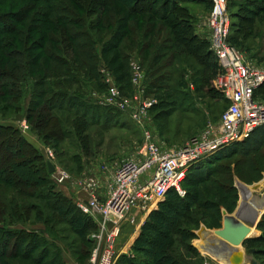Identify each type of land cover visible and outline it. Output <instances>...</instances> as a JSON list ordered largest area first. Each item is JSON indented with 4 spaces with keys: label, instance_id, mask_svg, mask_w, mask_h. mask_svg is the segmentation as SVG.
Masks as SVG:
<instances>
[{
    "label": "trees",
    "instance_id": "16d2710c",
    "mask_svg": "<svg viewBox=\"0 0 264 264\" xmlns=\"http://www.w3.org/2000/svg\"><path fill=\"white\" fill-rule=\"evenodd\" d=\"M59 1L60 3H56V0H0V111L3 116L11 110L26 112L25 117L31 130L46 142L56 141L60 132L71 133L66 124L70 122L75 123L74 127L78 130L92 124H100L103 129L109 127L116 117L114 108L98 105L93 97L92 101L89 100V91L86 89L93 86L94 92L109 90L101 73V68H107L122 92H127L128 95L129 91L126 89L132 90L130 61L133 56L141 59L142 67L151 70L148 78L145 77L146 81H150L149 92L164 93L170 99L169 106L172 105L173 108L178 102L183 105L185 99L192 97L190 94L184 99L179 98L188 82L184 79L188 65L182 70L181 61L192 54L188 47L191 43L206 47V58L199 57L203 67L195 73L197 92L211 96L218 93L229 103L213 84L220 69L218 59L211 50V44L196 34L192 17L182 16L181 11L184 9L178 6L181 0L160 2V9L153 12L154 15L149 18L147 27L142 31H136V27L130 28L132 23L129 20L133 13L128 11L121 15L122 9L116 2L129 4L144 0ZM259 2L260 0L249 3L251 6H258L256 9H242L256 17L264 12V7H260ZM262 3L264 4V0ZM144 11L134 14L140 16ZM31 12H34L33 15ZM236 17L241 19L237 24V31L241 35L248 32L249 35L252 34V17L250 19L243 14H237ZM27 19L31 20L29 25L26 23ZM155 21L162 23L157 26ZM136 24L134 22L133 25ZM166 25L181 28L180 33L191 31L190 36L179 37L177 31L164 35L167 31L162 30ZM231 44L237 46L233 42ZM187 62L189 64L190 60ZM30 78L32 83H29ZM30 84L33 89L28 98ZM160 104H155L153 110L164 107ZM55 112L60 113V116L55 115ZM157 116L161 118V113ZM5 134L8 137L6 142L14 141L22 146L10 152V155L18 151L23 152L21 155L28 153L31 157L26 158V162L42 174L37 178L31 176L38 179L37 183L19 179V183L23 182L33 188L24 190L10 181L4 163L2 166L0 162V264H67L63 259L62 249L56 243V225L61 221L76 234L74 245L83 246L79 251L78 248L74 250V254L85 257L89 255L92 250H89L88 244L91 241L87 239V235L95 229V221L72 199L56 190L49 172V161L25 137L21 129L14 125L0 124V136ZM91 146L92 144L85 142L82 148L90 154ZM262 150L264 125L245 141L237 142L209 160L193 166L183 187L193 185L189 182L200 177L209 179V174L215 170L207 167L208 164L229 158L233 153L249 156ZM261 165L256 164L260 178L251 183L262 179L264 170ZM231 178L229 176L228 179L230 189L221 183L220 188H224L225 192L216 190L214 200H210L209 204H201L200 197L196 194L186 191V195L182 196L176 189L170 190L160 208L143 225L142 233L133 246V254L122 255L117 264H204L205 257L193 243L197 238L196 230L203 222L208 227L220 228L223 209L230 213L235 211L239 192ZM171 195L175 196L172 203L183 202L189 195L191 200L184 201V206L179 208L169 202ZM35 199L40 202L36 203L33 201ZM55 201L60 205L57 206ZM166 207L169 213L166 212ZM30 221L33 224L44 221L47 230L39 232L35 228H29L27 223ZM190 224L196 226L193 228ZM198 224L200 225L197 226ZM258 228L263 233L246 240L244 244L249 248L255 247V254L262 255L264 252L255 245L264 242V215ZM19 243L25 244L28 252L38 250L40 254L32 256L24 253L21 256L17 252L21 246ZM10 244L14 245V250L9 252L7 248ZM258 264H264V261H259Z\"/></svg>",
    "mask_w": 264,
    "mask_h": 264
},
{
    "label": "rangeland",
    "instance_id": "374dc122",
    "mask_svg": "<svg viewBox=\"0 0 264 264\" xmlns=\"http://www.w3.org/2000/svg\"><path fill=\"white\" fill-rule=\"evenodd\" d=\"M152 1L144 0L141 3L133 1L129 2V4H125L119 1L116 3L122 9L121 15L128 11L133 13L129 20L130 24L132 23L130 25V28L133 29L136 27V31H142L145 30V28L147 27L149 23V18L154 15L153 12H155L157 9H160V2L164 0H156V4L155 0ZM251 1L257 0H229V11L232 15L231 39H229V41L230 43L233 42L237 46H239L238 48L243 52L246 60L249 63H252L257 67L264 69V12H260L261 14L254 17L251 14L247 13V11L242 9V7H248L249 9L258 8V6H251V4H249ZM262 2L263 0H260L259 5L263 8L264 4ZM56 3H60V1L56 0ZM116 3L114 6H116ZM178 6L179 8L184 9V11L182 10L183 12L181 11L182 16L186 15L192 17L193 23L196 27V34L202 40L208 41L210 43V29L207 26V20L213 9V4L211 0H181ZM141 10H145V13H143V15L141 14L140 16H138L137 14H134L138 13ZM31 13L33 15L34 12ZM237 14L246 15L250 17V19L252 17V20L254 21L251 28L252 34L249 35L248 32L246 33V35H241V33L237 31V24L241 22V19L239 17H236ZM30 21V19H27V25L30 24ZM134 22H137V24L133 25ZM154 23L159 26L162 22L155 21ZM172 27L170 28V26L166 25L162 30L167 31L164 33V35H167L170 31H177V35L179 37L190 36L191 31L186 30L180 33L179 31H182L181 28H178L176 26H174L173 28ZM157 31L159 30L157 29ZM188 47L192 50V54L188 58H186L185 61H181L182 63L180 67L183 70V67L188 65L186 69V75L184 76V79L188 80V82L187 84L185 82L186 85L182 89V94L179 96V98L184 99L186 95L187 97H189L190 94H192V97L190 96V98H188L190 101L188 99H185L183 105L181 102H178L176 103L175 108H173L172 105L169 106L168 100L170 99L166 98L164 93L159 94V92H149L150 81H148V79L147 81L144 79L141 87H143L145 91L143 93V96L141 95V97H139V100L141 101L137 103L135 101L133 105V108L135 110H140L138 120L131 117L127 111L114 108L113 111L116 112V117L113 118L110 123V126L106 129H103L100 124H92L88 125L83 130H78L74 127L75 123H66L71 133L68 134L60 132L56 141L51 140V143L46 142L44 138L40 137L38 134H36V132L31 130V125L28 119H26L25 117L26 112L23 113V110L19 112L11 110L9 112H6L5 116H3V112L0 111V124L14 125L15 127L21 129L25 137L29 139V141L39 149V151L45 156L47 161L52 162L55 167L58 168L59 171L65 172L70 175L69 180H66L63 183H58L54 178L56 170L55 172L50 173L51 179L55 184L56 190L60 191L63 195L72 199L78 205V202L80 200H88V198L90 197L91 192L93 190V186H91L89 183L92 179H94L95 181L97 180L99 182L98 179L101 178L100 185L104 186L105 183L102 180V177L104 176V174L112 176V173L114 172L112 171L111 167L113 165H115L116 163H120L123 160L140 155V149L146 142L148 134L151 135L153 140H155L162 148L166 150H176L187 145L193 137L200 135L210 125L215 126L220 124L222 115L227 110L229 103H226V100L222 98L218 93H215L211 96L197 92V75H195V73H197L203 67L202 62L199 61V57L204 56V58H206V47H201V45L199 46V44L197 43H191V46ZM98 48H100V46H98ZM187 60H190L189 64ZM133 63L141 65V59L138 56H133L131 58L130 88H132V90L129 88L126 89L127 91H129L128 95L126 94L127 92H122L121 88L117 85L114 76V79H112L113 83L116 84V86L119 88L124 97L131 100L134 99V96L138 92V87L133 81ZM141 68L145 77L147 76L148 78L149 72L151 70L148 69V67L141 66ZM103 69H105L106 71L108 70L107 68H101V73ZM102 76L104 77V75ZM31 81L32 80L30 78L29 83H32ZM87 83L90 82L87 81ZM213 84L215 86L214 80ZM30 85L31 87L30 90H28V98L31 95L30 91L33 89L32 84ZM92 87L86 89V91H89V93L87 94L89 100L92 101V97L95 98V96L108 98V90L106 91V89H103V91L94 92ZM215 88L220 91L216 86ZM255 97L259 100H264V85L257 90ZM23 101L24 99L22 98V103ZM151 101H157L159 105H161L160 103H162L164 107L161 109L153 110L154 106H151L145 111L141 110V108L145 109L144 104L146 102L148 103ZM160 113L162 119L158 118L157 116ZM162 113H168L169 115H163ZM54 114L60 116V113L55 112ZM74 119L77 120L78 118ZM89 135H91L90 139L87 140ZM7 138L8 137L6 134L0 136V162H2V166L4 163V167L7 169V177L10 178V181H14L15 183H17L16 185L21 189H33L32 186L23 182L19 183L18 180L22 178L24 180H28V182L31 180L37 183L38 179H33L31 178V176L33 175L36 178L41 177V171L26 162V158L31 157L28 156L27 152L24 151L25 153H27L26 155H21L23 153H21V151H18L16 154L10 155V152L16 150L17 148H22V146L17 145L14 141H9V143L6 142ZM85 142L88 145L92 144V151L90 154L84 151L82 148L83 143ZM24 148L26 149V147H23V149ZM257 163L262 164L261 166L264 170V150L255 154H250L249 156H241L240 154L233 153L229 158H225L220 161H215L214 164L207 165V167H210V169L215 170L213 173L209 174V179L204 177L197 178L194 181L189 182V184L191 183L193 185H185L183 189L187 192H190L191 194L198 195L200 197L201 204H205L207 202L209 204L211 203L209 202L210 200H214V194L216 193V190L220 191L221 193L225 192L224 188H220L221 183L224 184L223 186L225 188L230 189L229 186L231 185V183L228 182V179L229 176H232L231 181L234 182V185L237 187L239 192L238 204L243 201L241 197V194L243 193L240 191L241 185L249 187L252 191V194L254 195L253 197L259 201L264 193V174L260 181L251 183L254 180H258L261 175L256 168ZM245 177H249L250 179H246ZM203 192H205V194ZM174 197V195H171L168 198L170 203L173 202ZM189 200H191L190 195L184 199V201ZM33 201H35L36 203L40 202L36 199ZM164 201L165 200L160 202L158 207L154 211L158 210ZM184 201H176V203L172 204H175L177 207L181 208L185 204ZM54 203L57 202L55 201ZM238 204L236 209L238 208ZM58 205L60 204L57 203V206ZM166 212L169 213L167 207ZM152 213H150L149 216H145L146 219L144 224L149 219ZM90 217H92L96 224L95 229H93L87 235V239L91 241L90 244H88L89 250H93V248L96 246V242L93 239V235L99 233V222L93 216ZM140 220L142 221V219ZM61 222L56 225V232L58 237V239H56V243L62 249L63 259L66 261L67 264H90V252L89 255H87L86 257L84 255L76 256L74 254V250L78 248L79 251L83 248V246L79 245L77 247V245H74L73 241L74 238L77 237L76 234L72 231V229L69 228L68 225L63 224L64 222ZM32 224L33 223H31L30 221V223H27V226L31 229L35 228L36 231L39 232L40 230H47L44 221H38L37 223L33 225ZM193 225L194 224H190V226L194 228L196 225ZM199 225L200 224H198L197 226ZM212 225H215V223H213ZM202 226H206V228L209 230L218 229L215 227H208L205 222L201 223V227ZM201 227L196 230L197 238L194 239L193 243L198 248L200 253L205 257L204 264H224L223 261H221L219 258L214 256L210 252L203 251L200 247H198L197 243L199 242V240L200 242H202L203 245L205 243L203 240L204 238L202 237L203 235L199 234V230L201 229ZM256 229V232L253 230L252 235L256 233L255 235H257L258 237L263 233V231H261L258 227ZM141 233L142 231L140 232V235ZM122 235L120 238V242L124 241V239L127 237L126 236L122 239ZM136 241L137 240L135 239L132 244L133 246ZM212 241H214V239ZM20 245L21 246L19 248V251L17 252L21 256H23L24 253H30L27 251L28 247L25 244ZM211 246L213 247V244H211ZM255 246H257L264 252V242L261 244L259 243ZM242 249L244 250L251 248L244 244V247ZM12 250H14V245L10 244V246L7 248V251L10 252ZM33 254L38 255L40 254V251L37 250L34 253H30V255L32 256ZM132 254L133 247L131 253L128 255ZM246 259L247 261L250 259H254L255 261H257V263H259V261H264V253H262V255H256L254 253L252 255H248Z\"/></svg>",
    "mask_w": 264,
    "mask_h": 264
},
{
    "label": "built area",
    "instance_id": "2783aa9c",
    "mask_svg": "<svg viewBox=\"0 0 264 264\" xmlns=\"http://www.w3.org/2000/svg\"><path fill=\"white\" fill-rule=\"evenodd\" d=\"M213 9L208 17L211 50L216 55L220 69L214 79L215 86L229 102L219 125H210L184 147L176 150L162 148L151 135L140 149V155L113 165L112 176L104 174V186L94 179L88 200H80L78 207L99 222V233L93 235L96 246L91 252L90 264H117L124 254L120 238L126 224L139 228L138 213L149 216L166 199L168 192L176 189L186 195L183 183L190 169L233 144L245 141L264 125V100L257 99L256 91L264 85V69L249 63L243 52L229 41L232 15L229 0H211ZM133 81L138 87L134 99L124 97L113 83V74L102 70L109 85L108 98L95 96L98 105L127 111L139 119L133 108L143 96L141 87L145 79L141 65H132ZM146 102L145 111L157 104ZM143 113V112H142ZM141 113V114H142ZM58 183L69 180L70 175L56 168ZM102 186V187H101ZM135 211L137 214H135ZM138 226V227H137Z\"/></svg>",
    "mask_w": 264,
    "mask_h": 264
},
{
    "label": "water",
    "instance_id": "95a60500",
    "mask_svg": "<svg viewBox=\"0 0 264 264\" xmlns=\"http://www.w3.org/2000/svg\"><path fill=\"white\" fill-rule=\"evenodd\" d=\"M48 166L50 173L55 172L56 167L52 162H49ZM241 189L242 186L240 187V191L243 193L241 194L243 201L238 204V208L232 214L226 209H223V220L220 228L209 230L206 226H202L199 230V234L203 235L202 237L205 243L198 247L203 251L210 252L223 262L228 261L230 264H245L247 256L256 253L255 248L244 250L242 248L246 240L257 237V235L250 234L254 227H258L264 215V193L261 197L263 202L260 207L263 212L260 215L256 212L253 216H250L242 212L244 199L246 198ZM210 238L212 240L214 239V241ZM211 244H213V247ZM248 261L250 262L249 264H258L254 259Z\"/></svg>",
    "mask_w": 264,
    "mask_h": 264
},
{
    "label": "crops",
    "instance_id": "0c3cea01",
    "mask_svg": "<svg viewBox=\"0 0 264 264\" xmlns=\"http://www.w3.org/2000/svg\"><path fill=\"white\" fill-rule=\"evenodd\" d=\"M135 214H137L136 211H135ZM140 219H142V221ZM145 219H146V217L145 216H142V213H138V222H139L140 228H136L135 229L132 224H128V225H126L124 227V229L122 231L123 232L122 233L123 234L122 235V239L125 238L126 236L127 237L124 239V241L120 242V248H121V250H122V252L124 254H127L128 255V254L131 253L132 247H133L132 244H133V242H134L135 239L137 240L139 238V235H140V232H141V227L144 224ZM199 242H200V240H199Z\"/></svg>",
    "mask_w": 264,
    "mask_h": 264
},
{
    "label": "bare ground",
    "instance_id": "6f19581e",
    "mask_svg": "<svg viewBox=\"0 0 264 264\" xmlns=\"http://www.w3.org/2000/svg\"><path fill=\"white\" fill-rule=\"evenodd\" d=\"M241 186H242V190L244 192L245 198H246L244 199V205H243L242 212L245 214H249L250 216H253L256 212L260 215L263 212V210L260 209L263 199H260L259 201L256 200L253 197L254 195L252 194V191L250 190L249 187H246L245 185H241ZM253 230L256 232L257 229L254 227L250 235H252ZM197 245L202 246L203 244L202 242H198ZM249 263H250L249 261H245V264H249ZM224 264H230V263H228V261H224Z\"/></svg>",
    "mask_w": 264,
    "mask_h": 264
}]
</instances>
